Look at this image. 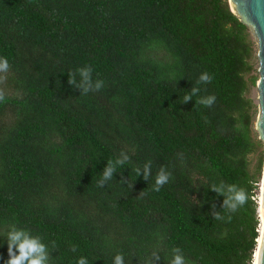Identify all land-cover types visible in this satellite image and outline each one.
<instances>
[{"label":"trees","instance_id":"16d2710c","mask_svg":"<svg viewBox=\"0 0 264 264\" xmlns=\"http://www.w3.org/2000/svg\"><path fill=\"white\" fill-rule=\"evenodd\" d=\"M254 54L228 0H0V231L39 235L50 264L116 252L168 264L173 248L184 264H252L264 157L251 169ZM83 66L99 90L68 84ZM122 151L129 161L100 186ZM145 161L147 179L135 171ZM161 167L170 176L155 190ZM220 184L245 201L224 205Z\"/></svg>","mask_w":264,"mask_h":264},{"label":"clouds","instance_id":"9594fccd","mask_svg":"<svg viewBox=\"0 0 264 264\" xmlns=\"http://www.w3.org/2000/svg\"><path fill=\"white\" fill-rule=\"evenodd\" d=\"M8 62L5 58L0 57V70H7ZM92 68L90 66L78 67L75 72H68V84L79 89L81 93H87L90 90H99L103 84L102 80L92 79ZM78 77V79H77ZM210 79L207 73H201L200 81H207ZM198 88L191 87L190 92L186 93L181 99L186 103L192 99V96L198 92ZM214 98L208 97L202 99V103L210 104ZM130 157L126 152H121L120 155L113 160H107L103 169L99 172L100 178L97 183L103 186L107 181L113 179V174L116 173V166L122 165L129 161ZM137 176L141 173L143 178L147 179L151 175V161H145L144 164L135 169ZM170 173L163 167L155 174L154 189L159 190V187L165 184L169 179ZM215 193L225 197L223 203L230 209H235L238 204L245 201V193L243 190L237 189L234 185L224 186L213 185L212 189ZM0 236L5 239L0 240V247L6 243L7 258L0 257V264H50V252L48 245H46L39 235H33L29 230L11 224L7 230L0 231ZM15 249V250H14ZM75 250V249H73ZM172 255L168 264H184V257L180 249L173 248ZM76 264H88V259L85 256L76 258ZM111 264H125L124 255L121 252H116L111 258Z\"/></svg>","mask_w":264,"mask_h":264},{"label":"water","instance_id":"95a60500","mask_svg":"<svg viewBox=\"0 0 264 264\" xmlns=\"http://www.w3.org/2000/svg\"><path fill=\"white\" fill-rule=\"evenodd\" d=\"M228 3L231 11L249 29L255 44L258 77L255 84L257 90V107L254 129L257 138L262 143L264 152V0H228ZM261 202L263 206L260 204ZM259 206L263 208L264 212V157L258 200ZM261 228V242L259 244L257 242L256 246V250H258L257 264H264V223H262Z\"/></svg>","mask_w":264,"mask_h":264},{"label":"rangeland","instance_id":"374dc122","mask_svg":"<svg viewBox=\"0 0 264 264\" xmlns=\"http://www.w3.org/2000/svg\"><path fill=\"white\" fill-rule=\"evenodd\" d=\"M251 38H253V37L251 36ZM252 62H253V69L254 70L249 75L250 76L251 75L257 76V59H256V55L255 54H254V56L252 58ZM246 95H247V97H249L252 100V103H253V106H254V112H253V127L252 128H253V131L256 133V131L254 129V123H255V120H256V107H257V90H256V86L249 84V86H248V92H247ZM261 151H263V146H259L258 149L256 150V152L253 153V154H251L249 156V158H250V167L253 170H254V168L256 166V162H257L258 156H259V154H260ZM262 166H263V163H262ZM261 179H262V171H261V175H260V177L258 179V183H257L258 184L257 195H256V197H254L256 203L258 202V195H259V191H260ZM257 212H258V208H257ZM252 264H253V262H252Z\"/></svg>","mask_w":264,"mask_h":264},{"label":"bare ground","instance_id":"6f19581e","mask_svg":"<svg viewBox=\"0 0 264 264\" xmlns=\"http://www.w3.org/2000/svg\"><path fill=\"white\" fill-rule=\"evenodd\" d=\"M259 200V198H258ZM260 204H262L263 206V203L261 202ZM258 216L260 217V224H259V227H258V231H259V236L257 238V242L258 244L261 242V236H260V232L262 233V223H264V212H263V208H261L260 206L258 207ZM257 256H258V250L255 249V253H254V257H253V264H257Z\"/></svg>","mask_w":264,"mask_h":264},{"label":"built area","instance_id":"2783aa9c","mask_svg":"<svg viewBox=\"0 0 264 264\" xmlns=\"http://www.w3.org/2000/svg\"><path fill=\"white\" fill-rule=\"evenodd\" d=\"M258 198H259V195H258ZM258 203V202H257ZM260 220V219H259ZM260 224V223H259ZM259 224H258V227H259Z\"/></svg>","mask_w":264,"mask_h":264}]
</instances>
